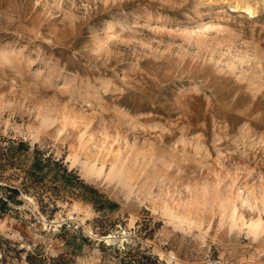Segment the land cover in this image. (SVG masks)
<instances>
[{
  "label": "rangeland",
  "instance_id": "rangeland-1",
  "mask_svg": "<svg viewBox=\"0 0 264 264\" xmlns=\"http://www.w3.org/2000/svg\"><path fill=\"white\" fill-rule=\"evenodd\" d=\"M0 264H264V0H0Z\"/></svg>",
  "mask_w": 264,
  "mask_h": 264
},
{
  "label": "bare ground",
  "instance_id": "bare-ground-1",
  "mask_svg": "<svg viewBox=\"0 0 264 264\" xmlns=\"http://www.w3.org/2000/svg\"><path fill=\"white\" fill-rule=\"evenodd\" d=\"M240 1H241V0H240ZM237 3H238V2H237ZM241 3H242V2H241ZM241 3H239V4H241ZM244 3H245V2H244ZM243 8L245 9L246 12H248V13H250V14H251V11L253 10L252 5H250V4H248V3H245ZM198 20H199V23H198L197 25H201L202 22H203V20H204V16H200V18H199ZM253 228H254V226H253ZM107 238H110V237H107Z\"/></svg>",
  "mask_w": 264,
  "mask_h": 264
}]
</instances>
